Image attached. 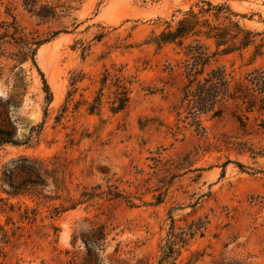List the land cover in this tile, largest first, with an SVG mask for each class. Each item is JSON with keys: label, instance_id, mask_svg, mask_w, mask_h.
Returning a JSON list of instances; mask_svg holds the SVG:
<instances>
[{"label": "rangeland", "instance_id": "obj_1", "mask_svg": "<svg viewBox=\"0 0 264 264\" xmlns=\"http://www.w3.org/2000/svg\"><path fill=\"white\" fill-rule=\"evenodd\" d=\"M52 2L63 11L49 21L20 0L0 3V26L13 16L29 36L47 40L34 64L16 60L21 49L10 37L0 40V102L14 99L16 142L0 146V264H172L160 260L168 235L189 224L197 231L175 264H264V113L229 102L220 117L201 115L196 128L180 106L184 46L200 39L214 51L213 41L155 43L202 2L222 5L229 11L221 17L199 19L225 29L229 43L240 45L244 34L250 42L211 66L240 79L264 72V0ZM124 89L129 101L113 112ZM21 165L38 175L27 177ZM99 229L104 238L92 250L85 238Z\"/></svg>", "mask_w": 264, "mask_h": 264}, {"label": "trees", "instance_id": "obj_2", "mask_svg": "<svg viewBox=\"0 0 264 264\" xmlns=\"http://www.w3.org/2000/svg\"><path fill=\"white\" fill-rule=\"evenodd\" d=\"M23 8L35 15L38 19L49 21L60 16L57 9L61 5L53 3L52 0H20ZM51 1V3H50ZM43 2V3H40ZM1 3V0H0ZM40 3L37 7V4ZM203 5L197 13L192 10L184 14L183 18L178 20L177 26L174 29L167 28L155 37L157 45L175 44L182 46L183 41L189 36H203L205 40H212L215 50L209 51V47L200 41L194 39L184 46V59L182 61V75L184 78L180 88V106H183L187 114L191 118V124L196 128L201 127V115L210 114L212 117H220L227 108V104L231 102L235 107L244 105L246 112H261L264 113V72L260 69H253L246 73L245 76L234 78L230 72H227L223 65L211 66L210 62L213 57L219 54H226L247 46L250 42V34H244L240 40V45L229 43L225 29H221L216 25L209 23L208 19L200 20L204 15H212L214 18L221 17L229 11L224 6H212L209 2H202ZM8 13V12H7ZM231 13V12H230ZM9 15V14H8ZM11 17L10 22H2L0 26L3 31L0 33V40L6 36L18 45L21 49L16 56V60L20 61L29 57L34 64V54L38 47L47 40H40L36 36H29L31 32L25 33L22 28L16 24L15 18ZM226 19V16H223ZM202 28L204 30L202 31ZM203 33V34H199ZM234 37H232L233 39ZM222 47V48H220ZM39 71V70H38ZM45 92L46 100H49L50 92L43 78V74L39 71ZM107 75L103 76L105 80ZM19 80V79H18ZM98 98H96L97 101ZM129 101V90L124 89V92L118 93V96L113 100L111 110L118 112L125 108ZM14 103L12 97L7 98L4 102H0V146L5 143H16L12 140L15 132V127L8 117L9 107ZM98 104V103H97ZM96 103L89 105V111H93ZM247 119V118H246ZM241 126H245L242 118L237 116ZM260 128H264V118L260 119L258 124ZM39 127V126H38ZM34 128L30 129V135L25 141L32 138ZM37 133V131H36ZM28 162L27 159H20ZM239 167L241 164L237 163ZM20 170L29 178L32 175L37 176L38 172L31 165H21ZM14 169L8 170V177L13 176ZM14 190H19V187L12 186ZM23 189L25 188L22 186ZM113 197H120V193L113 194ZM197 228H193L192 224L187 226V230L180 232L171 231L168 235L166 245L164 246L163 254L160 260L172 258V264H175V259L178 254V249L185 246L190 238L193 237ZM104 238L102 229L95 231L86 236V244L92 250L99 246V242ZM189 262H191L189 260ZM214 264H254L247 261V258H222Z\"/></svg>", "mask_w": 264, "mask_h": 264}]
</instances>
